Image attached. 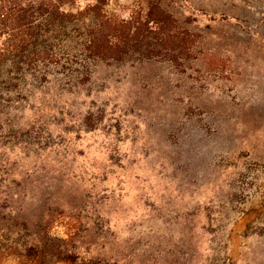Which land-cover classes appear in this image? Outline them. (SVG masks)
I'll list each match as a JSON object with an SVG mask.
<instances>
[{
  "label": "rangeland",
  "instance_id": "1",
  "mask_svg": "<svg viewBox=\"0 0 264 264\" xmlns=\"http://www.w3.org/2000/svg\"><path fill=\"white\" fill-rule=\"evenodd\" d=\"M0 6V264H264V0Z\"/></svg>",
  "mask_w": 264,
  "mask_h": 264
},
{
  "label": "trees",
  "instance_id": "2",
  "mask_svg": "<svg viewBox=\"0 0 264 264\" xmlns=\"http://www.w3.org/2000/svg\"><path fill=\"white\" fill-rule=\"evenodd\" d=\"M28 10L29 9L25 7H21L19 9L9 8L4 10L3 7L1 8L0 6V26L2 27H0V29H2L0 31V35L4 36L3 44L5 45V47H3V50L7 51L8 45L13 46L14 44L17 48H23L22 45L20 46V44L22 42L28 41V39L26 38L27 36L31 37L32 34H34L33 31H28L32 30V24L30 25L29 23H21L22 18L26 16ZM12 19L14 20L12 25L6 23L7 20ZM7 25L8 27H6Z\"/></svg>",
  "mask_w": 264,
  "mask_h": 264
}]
</instances>
